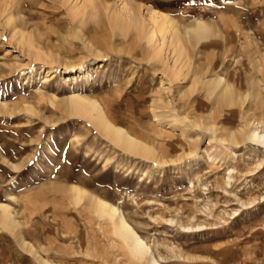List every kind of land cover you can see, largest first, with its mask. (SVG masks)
Instances as JSON below:
<instances>
[{"label": "rangeland", "instance_id": "1", "mask_svg": "<svg viewBox=\"0 0 264 264\" xmlns=\"http://www.w3.org/2000/svg\"><path fill=\"white\" fill-rule=\"evenodd\" d=\"M73 94L158 160L116 145ZM255 127L264 0H0V264H148L93 196L164 264H264Z\"/></svg>", "mask_w": 264, "mask_h": 264}, {"label": "bare ground", "instance_id": "2", "mask_svg": "<svg viewBox=\"0 0 264 264\" xmlns=\"http://www.w3.org/2000/svg\"><path fill=\"white\" fill-rule=\"evenodd\" d=\"M156 15V14H155ZM153 22L156 26L155 29L161 31L164 28V25H169L171 22L169 19L163 15L153 16ZM71 103L75 105V110L79 112V115H83L87 120H91L100 126L101 129L106 131L116 138V145L125 149L127 152L142 155L145 158L150 160H158V151L153 147L147 145L145 142L140 139H136L134 136L130 135L124 128L116 126L111 119L108 118L107 112L102 108V106L95 101H86L78 94H73L71 97ZM81 113V114H80ZM250 128V127H249ZM251 130V129H250ZM250 139L254 143L264 145V134L257 130V127L254 130L250 131ZM105 133V132H104ZM73 191H76V199H80V196L86 193L82 188L75 186ZM101 209V214L110 216L109 218H115L117 220L116 230L119 235L129 244L131 251L139 258L146 259L148 264H164L159 259L157 260L153 254L150 246L142 235L138 234L134 227L130 224L127 218L123 216L120 209L110 203L106 202L96 196H93ZM77 199V201H79ZM80 202V201H79ZM2 211L6 215V221L8 222L12 219V216L9 212V206L6 204H0ZM100 211V210H99ZM4 215V216H5Z\"/></svg>", "mask_w": 264, "mask_h": 264}]
</instances>
